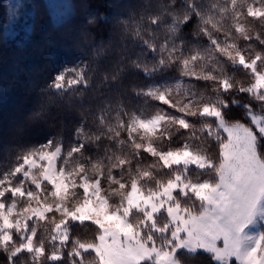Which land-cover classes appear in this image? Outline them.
I'll return each instance as SVG.
<instances>
[{"label": "trees", "instance_id": "1", "mask_svg": "<svg viewBox=\"0 0 264 264\" xmlns=\"http://www.w3.org/2000/svg\"><path fill=\"white\" fill-rule=\"evenodd\" d=\"M251 6L264 8V0H57L51 6L46 0H0V176L30 148L52 142L60 146L63 157L73 154L78 144L85 148L88 136L82 140V133L116 129L149 117L160 106L153 90L183 80L186 57L205 58L216 50L225 55L232 50L264 55V11L253 16ZM55 30L67 46L53 40ZM219 66L225 80L239 83L235 89L192 77L191 86L225 122L252 130L256 154L264 161V134L249 117L264 108L248 88L247 69L236 56H223ZM64 99L78 104L76 113L65 110ZM216 123L215 117L198 116L194 127L181 129L175 137L211 162L205 169L187 166L192 181L217 180L225 135ZM134 157L139 173L153 161L143 149ZM182 168L174 165L149 173L148 181L156 184L172 169ZM192 197L176 192L182 205ZM140 215L134 212L130 220ZM65 228V240L49 239L45 244L47 251L58 249L61 258L43 257L38 264L93 259L92 251L77 257L74 249L79 243L96 242L98 228L88 220L70 219ZM23 251L4 259L0 254V264H20L17 257L26 262L28 254ZM175 257L180 264H220L201 250L178 251ZM226 264L238 263L229 259Z\"/></svg>", "mask_w": 264, "mask_h": 264}, {"label": "rangeland", "instance_id": "2", "mask_svg": "<svg viewBox=\"0 0 264 264\" xmlns=\"http://www.w3.org/2000/svg\"><path fill=\"white\" fill-rule=\"evenodd\" d=\"M56 1L46 0L49 6ZM263 11L260 6L249 8L253 16ZM52 38L61 46L68 45L56 30ZM227 54L216 50L205 58H184L183 80L153 90L152 97L160 106L149 117L116 129L82 133V140L88 136V142L85 148L74 147L73 154L61 157L60 146L49 142L26 150L8 165L0 176L3 259L9 253L21 255L22 249L28 256L26 262L17 257L20 264H38L43 257L60 259L58 249L47 251L45 244L49 239L65 240V223L70 219L92 222L98 235L96 242L79 243L74 249L77 257L92 251L93 259L69 264H140L145 260L180 264L175 257L178 251L199 250L213 254L220 264L229 259L238 264H264V161L256 154L253 132L242 123L225 122L190 81L191 77L213 80L217 86L222 83L235 89L239 83L222 77L219 59L236 56L249 74L248 88L264 108V55L252 50ZM63 103L68 113L77 112L74 100ZM201 115L215 117L217 129L225 135L213 183L188 178L187 166L205 169L211 162L185 141H175L180 130L194 127ZM249 117L264 134V110ZM139 149L153 157L144 173L134 164ZM174 165L184 168L172 169L167 179L156 184L148 181L149 173ZM176 192L182 198L193 197L182 205ZM134 212L141 215L132 221Z\"/></svg>", "mask_w": 264, "mask_h": 264}]
</instances>
